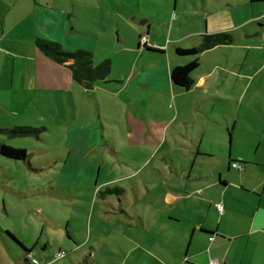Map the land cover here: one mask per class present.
<instances>
[{"label":"rangeland","instance_id":"obj_1","mask_svg":"<svg viewBox=\"0 0 264 264\" xmlns=\"http://www.w3.org/2000/svg\"><path fill=\"white\" fill-rule=\"evenodd\" d=\"M72 3L71 0L66 6L73 19L70 23L90 33L88 37L96 45L91 54L96 64L113 59L111 78H124L131 71L141 37L140 46L144 49L143 34L149 25L155 28V40L148 45L174 52L175 43L191 48L192 39L207 32V21L213 28V20H245L251 17L252 10L247 0H77L74 7ZM258 6H254L255 12ZM142 15L148 16L146 23L140 21ZM59 76L57 84L61 85L40 90L37 104H32L30 112L13 113L3 120L10 125L32 126L40 132L14 135L0 131V141L27 149L31 162L29 165L0 154V264H22L27 255L26 249L9 237L7 231L46 264H134L135 259L144 264H160L149 260V253L155 246L157 254L165 257L166 252L159 247L163 233L155 235L148 231L167 226L179 238L190 231L201 210L176 197L187 190L194 195L191 199L199 201L195 181L183 171L193 167L196 173L202 159L198 157L194 165L195 154L177 144L176 139L181 137H173L170 131L163 136L167 142L161 145L129 147L132 138L126 129L131 131L140 121L153 127L155 120L164 118L166 110L159 113L152 109L147 119L140 118L133 105L128 108L124 98L115 99L111 90L106 95L96 89L81 92L74 83H69L65 68ZM135 87L134 84L125 87L124 94L133 92ZM138 97L143 105H149L147 95L140 93ZM13 107L17 108L15 104ZM89 110L93 112L92 119H96L93 125L103 123L106 137L116 142L117 147L104 145L77 153L67 146L72 141L70 127L91 122ZM5 115L0 112V116ZM115 117L125 124L109 120ZM192 117L207 122L200 115ZM208 127L216 129L214 123ZM216 133L221 131L216 129ZM135 184L140 191L137 197ZM116 186L128 191L106 192L108 187ZM172 214L181 222H170V217H176ZM149 220L157 224L150 226ZM45 244L48 247L43 251ZM59 250L68 252L70 258L67 255L58 258ZM86 254L89 261L83 262Z\"/></svg>","mask_w":264,"mask_h":264},{"label":"crops","instance_id":"obj_2","mask_svg":"<svg viewBox=\"0 0 264 264\" xmlns=\"http://www.w3.org/2000/svg\"><path fill=\"white\" fill-rule=\"evenodd\" d=\"M69 1L0 0V112L6 114L0 116V127L15 126L3 123V120L13 113L30 112L32 104H37L40 90L58 88L61 85L57 84L61 79L59 73L63 68L67 70L69 83H74L81 92L96 89L101 91L97 93L105 94L111 90L115 99L124 98L128 108L133 105L140 118L147 119L152 109L159 113L165 109L164 118L155 120L153 127L149 122L140 121L130 128L131 131L127 128L126 132L132 138L128 146L161 145L167 142L163 136L169 131L173 137H181L175 142L195 154L193 164L198 157L202 159L196 173L193 167L183 171L195 181L199 201L191 199L194 195L188 194L187 190L176 198L201 211L196 214L190 231L181 238L177 237V232L168 231L167 226L148 231L155 235L163 233L159 247L166 252L165 257L158 255L156 247L152 246L149 260L160 264H215L216 261L221 264H264V0H247L252 5L248 19L213 20V28L207 21V32L193 38L192 47L201 45L206 34L217 32L230 33L234 42L213 46L201 53V64L192 74L194 84L189 89L173 83L170 75L175 66L192 60L190 56L176 53V48L182 47L181 42L175 43L174 52L157 47L162 50L153 53L146 46L142 49L139 41L136 48L139 57L136 56V61L131 64L126 78H111L109 73L106 81H98L93 87L75 81L69 67L73 60L58 63L46 56L37 43L43 39L58 42L66 51L79 48L92 53L95 50L94 41L88 37L90 33L70 23L73 19L70 9L66 8ZM72 1L74 7L77 0ZM255 5H259L257 12ZM146 20L148 16L142 15L140 21L146 23ZM154 30V26L149 25L140 36L145 32L143 35L148 41L155 40ZM118 39H121L120 35ZM210 52L212 54H208ZM140 58L144 60L142 63ZM111 61L113 68L115 64L113 59ZM132 84L136 85L134 91L124 94L125 87ZM140 93L147 95L149 105H143L138 97ZM89 113L90 123L70 127L72 141L67 146L77 153L104 145L117 147L116 142L106 137L104 124L93 125L96 119H92L91 110ZM195 114L207 122L193 118ZM109 120L125 124L116 117ZM209 123H214L221 134L209 128ZM236 161L243 170L232 166ZM136 185L133 190L137 197L140 191ZM124 189L125 194L128 189ZM169 196L175 197L173 193ZM218 203L223 206L222 213L216 207ZM139 218L145 225L144 217L140 215ZM169 219L170 222H181L177 216ZM154 223L148 221L150 226ZM14 238L17 239L15 235ZM17 244L29 248L24 242ZM47 247L45 244L43 251ZM31 253L33 255V250ZM66 257L70 258L69 255ZM86 260L89 261L87 254L83 262ZM134 264L144 263L135 259Z\"/></svg>","mask_w":264,"mask_h":264},{"label":"trees","instance_id":"obj_3","mask_svg":"<svg viewBox=\"0 0 264 264\" xmlns=\"http://www.w3.org/2000/svg\"><path fill=\"white\" fill-rule=\"evenodd\" d=\"M141 38L139 40L140 44H141ZM232 42H234V38L230 33L217 32L212 34H206L204 36L203 43L199 46L191 47V48L177 47L176 53L178 55L190 56L192 57V60L184 65L175 66L171 70L170 75L173 83L185 89H189L190 87H192L194 84V79L192 74L197 68H199L201 64L200 54L207 49L213 48V46L232 43ZM37 43L46 56L52 58L58 63L63 64L68 59H72L73 63L69 64V67L71 69L74 80L79 83H85L87 87H93V85L98 81H106V77L109 75V73H111L112 61L110 59H105L104 61L96 64L91 56L92 53L90 51L83 49L66 51L58 42L48 41L43 39H39ZM148 44H146L145 46L150 52L156 53L162 50L157 47H154L153 45H148ZM0 131L14 135H26L31 133L37 135L40 132V130L35 127L24 126V125L12 126L7 128L0 127ZM0 154L10 159L23 160L29 163V165H31L30 159H28L30 157V154L25 148H15L0 141ZM234 163H239V162L238 161L233 162L232 166ZM240 170H243V166ZM124 191L125 189L122 188L121 186H116L115 188L108 187L106 189V192L120 193ZM7 234L11 236L17 243H22L20 240H18V238L17 239L14 238V235L11 232H7ZM23 247L26 249L27 255L24 256L22 264H30L29 254H31L32 249L26 248L25 246Z\"/></svg>","mask_w":264,"mask_h":264},{"label":"built area","instance_id":"obj_4","mask_svg":"<svg viewBox=\"0 0 264 264\" xmlns=\"http://www.w3.org/2000/svg\"><path fill=\"white\" fill-rule=\"evenodd\" d=\"M148 39L146 36L143 37L142 39V43L145 46L146 44H148ZM233 166L237 167V168H241V165L239 163H234ZM217 209L222 213L223 212V206L221 204H217ZM64 255H66V251L64 250H60L57 252V257H63ZM30 259L29 262L30 264H46L44 261H40L37 258L33 257L31 254H29ZM215 264H221L219 261L214 262Z\"/></svg>","mask_w":264,"mask_h":264}]
</instances>
